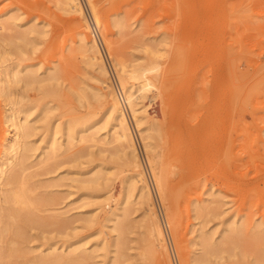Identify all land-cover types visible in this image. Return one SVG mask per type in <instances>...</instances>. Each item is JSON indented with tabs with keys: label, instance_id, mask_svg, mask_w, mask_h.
I'll return each mask as SVG.
<instances>
[{
	"label": "rangeland",
	"instance_id": "rangeland-1",
	"mask_svg": "<svg viewBox=\"0 0 264 264\" xmlns=\"http://www.w3.org/2000/svg\"><path fill=\"white\" fill-rule=\"evenodd\" d=\"M95 1L105 22L101 27H94L88 0H81L92 29L80 25L86 24L82 15L65 12L55 0H0V21H10L9 29L0 30V53L9 50L0 57V77L15 64L39 69L43 77L58 74L32 85L9 78L11 97L21 99L20 105L30 108L27 112L0 88V159L7 152L5 138L13 133L8 117L12 106L19 122L36 126L30 136H22L32 146L26 170L8 163L4 179L15 178V186L5 185V193L20 180L32 190L35 204L26 212L36 223L28 220L25 227L12 228V211L0 189V264H184V255L196 264L194 258L204 254L199 243L203 232L217 247L210 264L264 263V0ZM72 15L78 20L72 22ZM82 30L97 37L108 77L82 52ZM156 47L164 52L162 80L144 100L150 116L144 124L162 155L160 169H165L167 155L180 158H172L178 165L164 190L112 60L144 62L148 49ZM100 87L105 95L96 97ZM111 92L125 106L153 197L150 208L164 231L169 256L161 261L143 255L149 206L136 190L125 200L132 166L116 152L118 143H102L111 131ZM70 124H76V138L68 140ZM55 130L59 142L73 145L46 160L47 141ZM81 136L94 139L81 142ZM101 168L111 179L89 184L90 191L83 193L84 179ZM77 177L82 179L69 181ZM44 197L52 201L41 203ZM77 245H82L80 253H64ZM54 247L57 254L78 259L44 263V253Z\"/></svg>",
	"mask_w": 264,
	"mask_h": 264
},
{
	"label": "bare ground",
	"instance_id": "bare-ground-1",
	"mask_svg": "<svg viewBox=\"0 0 264 264\" xmlns=\"http://www.w3.org/2000/svg\"><path fill=\"white\" fill-rule=\"evenodd\" d=\"M88 2L90 3L89 5H90V8H91L90 10H91L92 16H93L92 19H93L94 27H101L105 22L103 20V17L101 16L102 14L100 12V9L98 8L97 2L95 0H88ZM55 4H57V7H60L61 9H63L67 13H71V14L72 13L73 14L79 13L80 15H82L83 19L86 22V24L80 23V25L84 26L85 28H88V26H90L92 29H94L93 25L89 22V19L86 18L87 16L85 15V11H84L85 7L81 3V0H55ZM70 20H73L72 22H75V20H78V18L75 15H72L70 17ZM9 22L0 21V30L9 29V26H8ZM28 31L29 30H26L25 32L22 33L24 38H26ZM35 31H37V30H35ZM82 31L84 32L83 33L84 35L83 34L81 35L80 42L82 44V46H81V48L83 49L82 52L86 56L87 61L89 63H91L92 65L97 66L103 76L108 77L109 76L108 65H106L105 60L103 59L101 47H100V44H99L97 37L96 36L91 37L85 30H82ZM18 49H21L20 46ZM8 52H9V50L1 52L0 57L3 55L5 56ZM163 55H164V52L162 51V49L156 47V48H149L148 49V51L146 52V55H145V61L144 62L128 63L126 60H124L122 58H118V57H114L112 59L114 62L113 63L114 68L115 67L117 68V70H115V71H118L117 73L119 74L121 88L123 89V92L126 94L127 102L129 103L133 119L135 120V124L137 126V129L142 136V141L144 142L143 144L145 145L144 147H146V150H148V152H149V153L147 152L149 154L148 157L150 156L149 159H150L151 163L153 164V167L157 170L161 168V167L159 168V162L161 159L160 160H158V159H159V157H162V155L160 154V152L158 150L156 151L157 143H156V140L154 138V135H152L150 133V131L147 129L146 125L144 124L145 122H150V116L147 112V106H146L147 104L144 102V100H145V98L150 96L149 93L152 90H154V89L156 90V88L158 89L157 80H158V78L161 79V77H162L161 76V74H162L161 69H162L163 64H161V63L163 61L161 62V59L163 58ZM170 62H172V61H170ZM27 67L28 68L26 70H23V69L19 68L18 64H15L14 66L4 70L2 73L3 76L0 77L1 94L6 99H9L13 105L18 106V108H21V111H24V112H27L30 108L25 107L22 104L20 105L21 99L18 100V99H13L11 97V95H12L11 92L13 91V87H12V84L9 83L10 82L9 78L11 80L16 81V82H22L23 81L26 83V85H32L35 82H45L47 80H53V79L58 78V74L56 71L50 72L46 76L43 77L40 75L41 73L39 72V69H31V68H29L28 65H27ZM171 67L169 66L168 69H170ZM173 67H175V66H173ZM177 68L178 67L176 66L175 69L177 70ZM164 69L162 71H165ZM172 71L176 72V71H174V69ZM170 72H171V70H170ZM173 76H175V75H173ZM171 77H172V74H171ZM165 78H166V75H164V77H163L164 83L166 82ZM167 78H168V76H167ZM167 78H166V80H167ZM102 81H103V83H105V86H108V85L110 86V83L106 82V80L103 79ZM168 81L170 82V79H168ZM161 84H162V82H161ZM163 85L164 84H162V86ZM164 87L165 86H163V88L161 90H165L166 88L164 89ZM220 88H221V85H220ZM99 89L101 91H96L94 93V95L96 97L104 96L105 93L102 90L103 88L100 87ZM230 89H231V87H230ZM159 93H162V92L160 91ZM165 93H166V91H165ZM227 93H229V92H227ZM110 94H111L112 102H111V105H110L109 110H108V118L112 121L111 129H110L111 131H110V135L105 140H102V143H105V144H107V143L111 144L112 142H116V144L118 143L120 145V147L116 152L121 153L120 156L123 157V159L125 160L124 162H126L128 165L132 166V173H131V175H129V182H128V187L130 188V190L127 192V194L125 196V200H127V202L130 201V199L133 195V191L136 190L138 199H141L143 203H145L147 206H149L148 211H150V212H148L149 213L148 217H150V219H149L150 222H149V225L147 226L148 227L147 228L148 237L146 238V241H147L146 247L147 248L145 249L143 255H144V257H147V258H149L148 256L152 257V255H153L155 257H158V261H161V260H159L161 256H164L166 258L169 256L168 250H167V247L165 244L164 231H163V228L160 226V224L156 220L155 212L153 211L152 208H150V206L153 204L151 201V198H153V197L150 196L151 190H149L150 187H149V184L147 183L148 181H147V178L145 175L146 173H145L144 169L143 170L141 169V167H143V164L141 166V161H140L141 157H140L137 145L135 143V138H134V135H133L130 123H129V119H128V115H127L125 106H124V104L121 103L119 97H117L116 94H114L113 92H111ZM166 94H169V93H166ZM219 95H216V96H219ZM81 96L83 97V95H81ZM227 96L230 99L229 94H227ZM220 98H221V96H220ZM13 110H14V107L12 106L11 111L8 115L9 120L11 121V126L13 127V133L10 135H7V137L5 138L7 152L2 157V159H0V189L3 191L2 196H4V198H2V199L4 200L5 206H8L9 210L12 211V214L11 215L9 214L11 219L13 220L11 227L17 229L18 227H21V228L25 227V225H27L28 220L29 221L32 220V222L36 223V217L34 215L29 214L31 211L28 213L26 212L29 210V208L32 204H35V200L31 196L32 190L27 188L25 182L24 181L22 182V180H20V182L18 183V185H16V187L7 188L8 190H6V191H8V192L5 193V185H7L9 183L10 185L15 186V182H14L15 178L14 177L11 180H9L8 183L6 181L4 182L5 174H6L5 166L8 163H12L14 165L18 164V166H20V169L23 170V173H24V171L27 168L25 166L26 160H27V152L30 149V147L32 148V146H31V144H29V142H28V144H29L28 145L26 141H23L22 136H24V138H25V136L26 137L30 136L31 131L34 130V128L36 126L30 124L29 120L28 121L26 120L25 123L19 122L18 119L16 118L17 115L15 112H13ZM43 110L45 111V108H43ZM46 116H47V114H46ZM75 123L77 124V122H75ZM173 123H175V122H173ZM76 124H70L69 127L67 128L66 133L68 134V140L76 138V134H75V132H76L75 131V125ZM164 130H166V129H164ZM58 131L59 130H55V132H53V135H51V137H49V141H47V144L49 146V152L46 156V160L56 158L61 153L69 151L73 145L72 141H70L71 144L68 146L66 144H64L63 142H59L58 137H57ZM166 131H170V130H166ZM175 131L173 130V132H175ZM171 135L172 134H170L169 136L171 137ZM88 139L92 140V139H94V137L90 138L88 136H81V142H85ZM171 140H173V139H170V141ZM173 145H175L176 147L178 145V147L180 148L179 143H175V141L173 142ZM175 146H174V148H176ZM178 147L175 149V151L178 149ZM167 148L170 151H172L171 150L172 146H171V148L169 146ZM174 148H173V150H174ZM165 152H167V151H165ZM176 152L179 153V149ZM162 154H163V152H162ZM166 154H169V152H167ZM170 154H171V152H170ZM174 155H176V154L174 153L171 156L167 155L169 158H168V160H166L165 169L164 170H162V169L158 170L159 173H157L158 175H157L156 179H158V182H159L158 186H160V188H162V190H164L167 187L166 186L167 185V177L173 173V171L176 168V165H178V163H175L174 161H172V158H174L176 161H178L180 158H178L177 156H179V155L177 154V156H176L177 158ZM160 164H161V162H160ZM157 170L154 172L155 174H156V172H158ZM143 171H144V173H143ZM81 179L82 178L77 177V178H73L72 180H69V181H80ZM103 179H111L110 175H108V173L105 172L103 168L93 171L90 174V176L88 178L84 179V181H83V182H86V184H84V183L82 184L83 193H87V191H90L89 190L90 185L96 184V183H101V181ZM155 183H156V181H155ZM0 193H1V191H0ZM48 199L49 198L44 197L43 199H41V203L43 202L44 204H46L47 202L52 201V199H50V201ZM53 199H55V198H53ZM0 208H2V207L0 206ZM24 211H25V213H27L26 215H24V213H23ZM146 211H147V209H146ZM173 211H175V210L171 209V211H169L171 217L174 216ZM32 214H34V213H32ZM119 225H122V224H119ZM119 227H118V229H120ZM20 232L21 231H18V233H20ZM20 236H23V234L20 233ZM18 237H19V235H17L15 238L18 240ZM199 243H200V249L204 254L202 253L203 254L202 256H198V257L194 258L193 261L196 264H210V262H211L210 256L213 252H215L217 250L216 245L214 244L213 241H211V237L206 232H203L202 236H200ZM181 247H182V245H181ZM81 248H82V245H79V246L77 245L74 248L72 247L70 252L69 251L64 252L65 250L61 251V252L68 253V254L69 253L78 254L82 251ZM56 250L58 251V249L54 247L50 251H48L47 253H44L43 258H42L44 263H49V262H53V261L67 262V261H73V260L78 259V258H74L72 256H67L68 257L67 258L65 255L61 254L60 252H59L60 254H57ZM68 254H66V255H68ZM184 256L185 257H184L183 263L184 264H190L189 257H187L186 255H184ZM165 261H167V259ZM168 261H169V259H168ZM169 264H171L170 261H169ZM253 264H264V263L261 260H258Z\"/></svg>",
	"mask_w": 264,
	"mask_h": 264
},
{
	"label": "built area",
	"instance_id": "built-area-1",
	"mask_svg": "<svg viewBox=\"0 0 264 264\" xmlns=\"http://www.w3.org/2000/svg\"><path fill=\"white\" fill-rule=\"evenodd\" d=\"M118 89V88H117ZM118 92H119V95H122V91H121V89H118ZM151 189H152V187H151ZM152 191H153V189H152Z\"/></svg>",
	"mask_w": 264,
	"mask_h": 264
}]
</instances>
